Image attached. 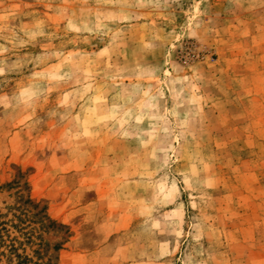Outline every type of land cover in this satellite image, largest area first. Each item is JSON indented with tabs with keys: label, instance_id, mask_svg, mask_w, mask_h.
I'll return each mask as SVG.
<instances>
[{
	"label": "rangeland",
	"instance_id": "1",
	"mask_svg": "<svg viewBox=\"0 0 264 264\" xmlns=\"http://www.w3.org/2000/svg\"><path fill=\"white\" fill-rule=\"evenodd\" d=\"M0 186L43 263L264 264V0H0Z\"/></svg>",
	"mask_w": 264,
	"mask_h": 264
},
{
	"label": "trees",
	"instance_id": "2",
	"mask_svg": "<svg viewBox=\"0 0 264 264\" xmlns=\"http://www.w3.org/2000/svg\"><path fill=\"white\" fill-rule=\"evenodd\" d=\"M24 186L26 187L27 184L25 183ZM4 187L5 186H0V191ZM25 202H29V199H27ZM41 211H46V207H43ZM43 220L47 221V227L54 228L56 226V223L50 220L46 214L43 216ZM10 224L15 235H12V232H9V230L6 228V223L0 222V264H48L43 263L41 260L40 251L38 249L32 250L31 255L26 253L24 246L26 244H34V238L32 235L22 232L23 229L17 224ZM20 238L24 239V241H20ZM53 250L54 252H57L59 249L54 247ZM55 259L58 261V258Z\"/></svg>",
	"mask_w": 264,
	"mask_h": 264
}]
</instances>
